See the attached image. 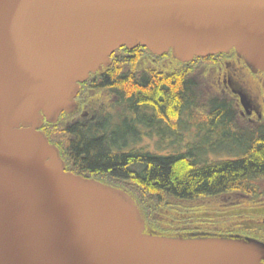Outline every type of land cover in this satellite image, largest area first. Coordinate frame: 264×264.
Instances as JSON below:
<instances>
[{
    "label": "water",
    "instance_id": "95a60500",
    "mask_svg": "<svg viewBox=\"0 0 264 264\" xmlns=\"http://www.w3.org/2000/svg\"><path fill=\"white\" fill-rule=\"evenodd\" d=\"M122 47L264 74V0H0V264H264L254 238L146 233L125 191L65 171L40 129Z\"/></svg>",
    "mask_w": 264,
    "mask_h": 264
},
{
    "label": "trees",
    "instance_id": "16d2710c",
    "mask_svg": "<svg viewBox=\"0 0 264 264\" xmlns=\"http://www.w3.org/2000/svg\"><path fill=\"white\" fill-rule=\"evenodd\" d=\"M138 56L171 63H149L145 70L132 63L128 68ZM211 58L181 64L170 54L158 57L141 47L118 49L108 67L80 85L76 110L62 113L54 124L44 122L40 130L66 155V172L125 191L139 209L146 233L238 235L264 242V232L243 236L228 223L240 218L241 210L264 207V119L244 121L232 101L217 98L201 114L195 76L221 64L200 66L197 61ZM102 92L107 94L104 104L97 106ZM90 93L95 95L92 105ZM82 100L90 117L71 123ZM115 106L121 109L117 121L111 114ZM144 138L155 139L160 154L140 148ZM228 195L234 198L223 202Z\"/></svg>",
    "mask_w": 264,
    "mask_h": 264
},
{
    "label": "rangeland",
    "instance_id": "374dc122",
    "mask_svg": "<svg viewBox=\"0 0 264 264\" xmlns=\"http://www.w3.org/2000/svg\"><path fill=\"white\" fill-rule=\"evenodd\" d=\"M137 55H139V53H137ZM138 59L139 61L134 60L131 62V64L128 63V68L132 67V63H135L136 68L142 70L148 68L150 65L149 63H171L167 58H164V60H155L144 58L143 56H138ZM229 60L230 59L226 57H218L212 60L208 59L206 61H197V63L202 64L200 66H204L203 63L221 64V66L213 67L211 71H209L207 68H202L197 72L195 76L197 77L198 81L196 90V102L197 104L202 106L201 110H204L201 114L204 115V105H206V103L210 99H225L233 102L234 108L236 109L235 112L237 113V116L239 115L241 117L242 120L247 121L250 119L249 123L257 124V122L261 120H259L254 115L249 118L247 112L261 111L262 109V111H264V87L262 86V83L260 84L256 82L254 78L250 77V71L248 68L246 69L239 63H228ZM209 68H211V66ZM106 95V92H102L101 94L99 93V97L95 100L97 106H99V104H104V102H101V100ZM89 96L88 101L89 104L92 105V101L90 98L94 97L95 95L94 93H90ZM113 100L114 99L111 98L108 100V102L112 103ZM87 107V104L84 105V102L82 100L79 116L77 118L74 117L69 119L71 120V123H74L79 119L84 120L86 118H89L90 115L88 114L87 110H85ZM111 114L113 116V119L117 121L118 117L121 114V109L118 106H115ZM262 118L264 119L263 115ZM155 144V139L144 138L139 144V147L147 148L148 151L152 152V147H154ZM226 148H228V144L226 145ZM59 154L64 162V159H66V155L63 153V151L61 153L59 151ZM233 198L234 196L228 195L224 196L222 200L223 202L229 203ZM238 213H242L240 215V218H237V220L233 223L232 220L229 219L228 223H230V225L233 227H237V230L242 233L241 235H247L246 232H264V207L241 210Z\"/></svg>",
    "mask_w": 264,
    "mask_h": 264
},
{
    "label": "flooded vegetation",
    "instance_id": "af4514ba",
    "mask_svg": "<svg viewBox=\"0 0 264 264\" xmlns=\"http://www.w3.org/2000/svg\"><path fill=\"white\" fill-rule=\"evenodd\" d=\"M218 56L219 55H215V56H212V57H214V58H211V59H209V60H212V59H215V58H218ZM224 57H226V58H228V59H230L229 60V62L228 63H230V62H232V63H239V64H241L243 67H245L246 69H247V67L244 65V63L240 60V59H238L236 56H235V54H233L232 52H229L228 54H224L223 55ZM111 63V62H110ZM250 71V70H249ZM248 71V72H249ZM250 73V77H252V78H254V80L256 81V82H258V83H262V86L264 87V74L262 73V72H260V71H257V72H255V73H253V72H249ZM261 104H262V102H261ZM263 110V109H262ZM253 111V112H247V115H248V117L249 118H251V116L252 115H254L255 117H257L259 120H261V119H263L262 118V115L264 116V111ZM254 116H253V118H254ZM250 120V119H249ZM248 120V121H249ZM156 145V144H155ZM154 145V147H152L153 148V151H152V153H158V152H156V146ZM145 151H148V149H146ZM148 152H150V151H148ZM158 154H160V153H158ZM62 161H63V159H62ZM64 165H65V163H64Z\"/></svg>",
    "mask_w": 264,
    "mask_h": 264
}]
</instances>
